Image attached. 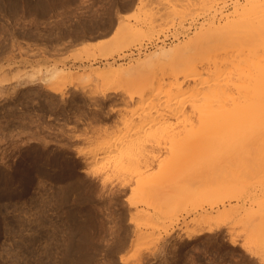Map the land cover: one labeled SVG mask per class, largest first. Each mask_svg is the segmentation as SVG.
<instances>
[{"label": "rangeland", "instance_id": "rangeland-1", "mask_svg": "<svg viewBox=\"0 0 264 264\" xmlns=\"http://www.w3.org/2000/svg\"><path fill=\"white\" fill-rule=\"evenodd\" d=\"M249 1L0 0V264H264V127L258 126L264 122L248 128L233 118L212 122L211 130L209 119L194 121L195 132L233 137L236 146L212 154L208 148L204 159L185 169L177 143L154 136L155 122L146 125L164 112L172 77L182 78L178 59L163 72L158 69L167 61L142 70L131 85L93 77L221 27ZM123 26L130 30L127 45L116 41ZM160 36L173 41L122 61L127 51ZM240 39L216 53L226 78L219 81L233 99L257 83L248 81L247 46H236ZM197 49L188 55L200 66L206 45ZM51 67L90 78L47 85L43 73ZM131 119L143 122V130L127 127ZM119 133L139 152L118 168L91 162V154ZM209 137L211 146L215 139ZM184 171L198 173L200 183ZM183 186L199 189L196 213L189 200L171 205ZM220 199L243 202L247 211L217 219ZM196 215L209 218V231L189 235Z\"/></svg>", "mask_w": 264, "mask_h": 264}, {"label": "bare ground", "instance_id": "bare-ground-1", "mask_svg": "<svg viewBox=\"0 0 264 264\" xmlns=\"http://www.w3.org/2000/svg\"><path fill=\"white\" fill-rule=\"evenodd\" d=\"M241 8L242 6L239 9ZM237 12L236 13L238 16L237 15L235 16L237 17V19L233 18L232 20L228 21L226 24H224L221 27H213V28H209L208 30L201 31L200 33L198 32V34L195 37H193V39L191 40L189 39L185 44L179 45L173 48L170 47L169 49H164V50H160L157 53H153L143 58V60L138 61L137 62L138 64L136 66H129V67L109 66L108 68L104 70H101L98 72L95 71L93 75V77H95V79L97 80L108 81L109 79H120L121 81H124L126 85H131L136 81V78L137 79L140 78V76L139 77H135V76L138 75L142 70L152 67L153 65H159V63L161 62L167 61L164 64V66L160 65L161 68L158 69L160 72H163L166 67L173 68L174 63H176L175 60L178 59L177 66L179 67H177L176 70L177 72H180V74H182V78L180 77L181 79H179L176 76L178 73L175 71V74L176 73L177 74L172 77V81H170L171 83H169L170 88L163 95L164 112L157 113L155 115L153 114L152 116H150L146 125L151 126L155 122L154 125H157V126L154 128V136L164 135L165 139L168 138V141L172 140L170 144L174 143L173 145L175 146V143H177L176 146H178L179 149L183 150L185 153V156L183 159V168L185 169L193 167L195 164L200 162V159H204L207 155V154L205 155V153H207L206 150L208 148H210L209 152H211V150H217L220 153L219 150H222L221 152H228L230 151L229 148L232 150V148H234L233 145H235L233 137H231L232 139L230 137H227L229 138L227 140L225 138L226 136L225 137L219 136L220 139H218L219 137L216 136L218 137L216 140V138H213V136L215 137L216 135V134L214 135V133L212 135V133L209 132L207 136L205 134H202V132H204L203 130L199 132L200 134L195 132L193 130L194 121L199 120L200 124H203V122L206 123L207 120L209 119L211 122V126L213 125L215 127L216 125L214 124H217L216 123L217 121L218 123L219 121H223V122L230 121L231 122L233 118L235 119L237 118L239 120H245L243 122H246L248 124L247 125L248 128H250L249 122H252V124L254 125H257L256 123L258 122H259L258 124H260V122H264V59H263L264 58L263 56L264 54V0L249 1V3L247 2V5L243 6V8ZM242 29H245V30L242 32L240 31ZM239 33H243V34L240 36ZM247 33H248V36L246 35V37H244L245 36L244 34H247ZM128 34H130V30H128L127 27L123 26L117 36L119 40H116V41H119V43L121 41L123 44L129 39L130 36ZM232 38L233 39L241 38L242 40H244L243 42L241 41V43H240L241 39L238 40L240 44L238 43L236 44V46L238 45L241 46L243 44L247 46L245 47V49L247 48V54H245L246 56L244 55L245 56L244 59L246 61L245 72L247 73L246 75H248L247 78L249 77L248 81H250L251 79V81L257 82V83H253L256 86L255 85L252 87L245 86V88H242V89L240 88L241 90L240 93L241 92L243 94L245 93L244 95L241 93L243 95L242 98L239 97L241 100L239 98L236 99L235 97H234L235 99H233L230 96L229 91L231 90H229V87H227L228 84L223 85L224 82L221 81L222 82L221 84L219 81V77L220 78L225 77V76L221 77V75L224 74L225 71L221 70L222 69L221 67H223L222 62L216 59V55H217L216 53L219 52L220 50L225 51L226 50L225 48H227L229 45L231 46V44L234 43V42L233 43L231 42ZM122 44H119V45H122ZM126 45H127V42H126ZM198 45L199 46L206 45V49H204L205 51L201 55V59L204 61V63H201L200 66L199 65L196 66L197 64L194 65L192 63V58L190 57L191 58L190 59L188 55L189 53L191 55V51L193 49L194 51H196L195 49H197ZM115 47L120 48L117 45ZM242 47L244 48V45ZM117 48L115 49L112 48V50H114L115 52ZM106 50L108 54L109 50L108 49ZM109 52H113V51H109ZM260 52L262 53V55L259 54L258 56V53ZM107 54H105V56L103 55L104 57H102V60L107 59L109 57V56H106ZM199 55L197 53V56ZM261 56L262 58H260ZM187 58H189L188 60L189 61L191 60V62L187 61ZM178 68H180L179 71H178ZM225 69H228V68H225ZM237 71H240V70L237 69ZM229 72H231V70ZM32 74H30V76ZM43 75H44V78L42 80L47 85L60 84L64 82H70V81L72 82L74 80H82V79L90 78V75H86V76L85 75L83 76L73 75L72 76V74H69L68 71L66 72L65 70L59 69V68L47 69L45 70ZM243 76L244 74L242 75V78ZM226 82L228 83V80ZM182 91H184V93ZM180 92L182 93L180 95H177V93H180ZM170 120L176 121L177 124L179 125L175 127L166 125L167 123L168 124L170 123ZM202 120L204 121L201 122ZM209 120H208V123H209ZM130 121L129 123L125 124L127 127L130 126L131 124H134L133 120L131 122ZM212 122H214V124ZM142 125H143V122L142 123L138 122L134 124V126H131L130 128L135 131L137 130L141 131V129L143 128ZM254 125H252L251 128H253ZM213 126L211 130L214 129ZM258 126L259 127L261 126L260 128H262V126L264 127V123ZM259 127L256 126L257 130H259ZM256 128L254 127L253 129H250V130H254ZM255 132L256 131H254V133ZM205 133H207L206 130H205ZM245 134L246 133L244 132V135ZM248 135L255 136V135H250L247 133V138L249 137ZM209 136H212V137H209ZM258 136L260 138V134ZM258 136L257 137L255 136V138H258ZM208 137L210 139L213 138V140L214 139L216 140V141L212 140L213 141V143L211 144L212 147L210 146V144H209L210 147L208 146V143H207ZM242 137H244L243 134H242ZM247 138L245 137L244 139L247 140ZM261 139H263V137ZM219 140L221 142L217 143ZM212 141L210 140V143ZM257 141L258 140H256V143ZM227 142H229L228 143L229 146L227 145ZM260 142H263V140L259 141V143ZM245 146H243V149ZM263 148H264V145H263ZM239 149H242L241 145ZM117 151L118 153L115 154ZM217 151L213 153H217ZM138 152H139V146L137 145V143L125 144L123 141V136H120V133H119L118 137L115 138V141H113L112 143L104 147L97 148L91 154V162L98 163L104 166H109V167L111 166L113 168H118L124 163V160H126L127 158L131 156H135ZM210 154H212V152ZM221 165L223 164H220V166ZM184 173L186 174L187 180L189 178V180L193 182L195 181L197 182V179L201 178V176L200 177L196 176V174L198 175V173L196 172H195V175L193 174L194 176H190L191 174H189L187 171H184ZM198 183H200V181L197 182L196 184ZM186 186H183V188H186V189L183 190L184 192L181 191L183 193L180 192V195L176 197L175 200L172 201L171 205L177 206L179 203L189 200L193 204L191 208L192 212L196 213L198 211V208L196 206V200L199 197V192H197L199 189L198 190L196 188L194 189L195 185L191 189L187 188L189 185L187 187ZM232 202H233L232 200H228L227 203H225L223 200L217 201V203H219L217 205V209L219 210L216 216L217 219L226 217L227 214L232 215V217L238 216V215L241 216V213L245 211L247 208L243 202H241V204L239 205L238 203L239 201H236L237 203L235 205H231L233 204ZM226 206H228V208ZM260 218H262V216H260ZM171 219L173 220V217H171ZM208 219L209 218H205V216L200 217L199 215H196V218L193 217L191 221V225L193 226L191 227H193L194 229L192 232H190L189 235L197 236V235H202L204 232H208L209 228L207 225H205ZM262 225L264 226L263 223ZM231 243H234V240H231Z\"/></svg>", "mask_w": 264, "mask_h": 264}, {"label": "built area", "instance_id": "built-area-1", "mask_svg": "<svg viewBox=\"0 0 264 264\" xmlns=\"http://www.w3.org/2000/svg\"><path fill=\"white\" fill-rule=\"evenodd\" d=\"M173 41L171 36H167L166 38H163V36H160L159 39L153 41V42H145L140 47H136L131 49L130 51H127L126 57L122 58L123 60H126L131 57H135L137 55H141L147 51L152 50L155 46H161L163 44H168L169 42Z\"/></svg>", "mask_w": 264, "mask_h": 264}]
</instances>
